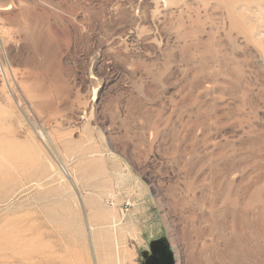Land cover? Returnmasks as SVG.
<instances>
[{"label":"rangeland","instance_id":"374dc122","mask_svg":"<svg viewBox=\"0 0 264 264\" xmlns=\"http://www.w3.org/2000/svg\"><path fill=\"white\" fill-rule=\"evenodd\" d=\"M163 237L264 264V0H0V264Z\"/></svg>","mask_w":264,"mask_h":264},{"label":"water","instance_id":"95a60500","mask_svg":"<svg viewBox=\"0 0 264 264\" xmlns=\"http://www.w3.org/2000/svg\"><path fill=\"white\" fill-rule=\"evenodd\" d=\"M142 264H176L175 254L167 238L152 240L149 250L141 254Z\"/></svg>","mask_w":264,"mask_h":264},{"label":"built area","instance_id":"2783aa9c","mask_svg":"<svg viewBox=\"0 0 264 264\" xmlns=\"http://www.w3.org/2000/svg\"><path fill=\"white\" fill-rule=\"evenodd\" d=\"M108 204L113 205V204H111L110 202H109Z\"/></svg>","mask_w":264,"mask_h":264}]
</instances>
